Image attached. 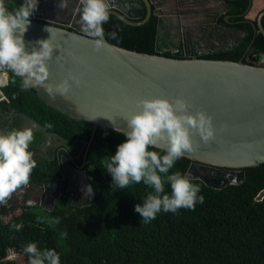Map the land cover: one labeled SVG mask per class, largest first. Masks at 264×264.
Returning <instances> with one entry per match:
<instances>
[{"label":"trees","instance_id":"trees-1","mask_svg":"<svg viewBox=\"0 0 264 264\" xmlns=\"http://www.w3.org/2000/svg\"><path fill=\"white\" fill-rule=\"evenodd\" d=\"M20 2L10 1L6 7L13 9ZM228 2L233 19L245 20L242 26L248 34L238 47L202 57L243 58L247 63L264 65V35L256 25L264 0H257L258 8L255 0ZM157 21L153 14L142 24H130L110 13L104 34L117 45L155 53ZM162 54L171 56L169 51ZM2 71L9 72L8 83L1 87L6 96L2 104L10 103L14 112L8 130L20 128L21 115L26 114L59 134L67 141L62 153L75 163L86 161L95 197L91 204L73 205L65 190L51 210L24 203L9 219L0 215V264H28L23 248L29 242L55 248L61 264H264V197L259 196L264 189V163L246 167L243 182L221 189L193 179L201 186L203 203H197L194 210L160 212L150 223L141 224L134 206L152 189L142 182L125 190L111 188V174L102 167L125 137L113 128L69 117L48 105L33 88H24L22 78L11 70ZM3 82L5 73L0 74ZM6 121L0 117V129ZM44 137L42 131H36L30 145L37 166L29 182L36 184L62 177L59 157L46 158L39 153ZM191 162L183 156L170 172L186 174ZM165 190L170 192V186L166 184ZM17 224L22 225L19 230ZM10 249L19 253V258L8 259Z\"/></svg>","mask_w":264,"mask_h":264},{"label":"water","instance_id":"water-1","mask_svg":"<svg viewBox=\"0 0 264 264\" xmlns=\"http://www.w3.org/2000/svg\"><path fill=\"white\" fill-rule=\"evenodd\" d=\"M187 0H110V13L130 24H142L154 13L158 16L155 53L129 49L109 41L104 34V43L97 47L94 38L81 31L74 19V28L65 27L66 18L56 20L46 17L43 21L36 10L31 18L24 39L30 42L48 38L53 43V57L48 61L50 75L43 85L30 86L45 102L57 110L79 121L102 125L113 129H127V118L140 110L144 98L167 97L173 102L183 97L188 102V111H205L213 118L216 129L214 138L201 139L192 129V150L183 156L192 160L186 175L200 179L206 185L221 189L229 184H239L245 180L246 167L264 163V65H253L239 60L200 57V53L183 51L185 36H194L190 28L180 23V13L174 8ZM227 4V0H223ZM139 6L141 12H136ZM81 3L73 5L71 11L80 13ZM219 14V12L217 13ZM262 11L258 25L264 34ZM143 18L135 21L134 19ZM246 34L247 32L244 31ZM169 51L171 56L162 54ZM58 56V57H57ZM7 83L9 72L6 71ZM74 77L70 91L65 94L49 92L47 84L55 86L60 81ZM6 99L0 87V100ZM11 105L7 103L6 111ZM46 139L59 134L34 118L22 114ZM13 119V118H12ZM11 119V122H12ZM36 130V131H37ZM162 147H167L162 144ZM64 166H69L64 161ZM82 182L86 190L80 191L91 204L95 197L92 184L86 172H82ZM60 186V184H59ZM88 186L93 191L87 192ZM43 185L29 183L19 187L4 203H0L3 214H8L16 205V197H26L29 191L35 196L49 190ZM58 196L60 187L57 188ZM259 196L264 197V189ZM54 201L52 200V203ZM28 204V202H27ZM33 204V203H32Z\"/></svg>","mask_w":264,"mask_h":264},{"label":"clouds","instance_id":"clouds-1","mask_svg":"<svg viewBox=\"0 0 264 264\" xmlns=\"http://www.w3.org/2000/svg\"><path fill=\"white\" fill-rule=\"evenodd\" d=\"M39 3L40 0H21L17 7L9 9L6 0H0V69H9L21 77L24 88L45 84L50 75L48 61L57 48L49 27L45 29L50 33L48 38L30 42V50L26 44L24 34ZM67 3L68 0H60L59 7L66 8ZM109 18L110 0H82L79 23L86 35L94 38L98 48L104 43V24ZM73 83H78L74 77L66 78L55 86L47 84V89L50 93L66 95ZM139 103L140 110L127 118V129H115L125 139L103 161L102 167L111 174V188L125 190L142 182L152 189L134 206L141 224H147L160 212L194 210L197 203L204 202L200 184L180 171L170 170L185 151L192 150V129L204 141L214 138L216 129L213 118L205 111L189 112L183 97H177L174 102L162 96L144 98ZM33 138L32 127L0 132V203L29 183L30 174L37 166L30 149ZM166 184L170 192L165 190ZM92 191L88 186L87 192ZM32 203L28 201L29 206ZM21 227L15 225L17 230ZM23 251L28 256V264H61L55 248H40L35 242H29Z\"/></svg>","mask_w":264,"mask_h":264},{"label":"flooded vegetation","instance_id":"flooded-vegetation-1","mask_svg":"<svg viewBox=\"0 0 264 264\" xmlns=\"http://www.w3.org/2000/svg\"><path fill=\"white\" fill-rule=\"evenodd\" d=\"M10 1L14 0H6V4H8ZM177 2L178 1H176V3ZM59 3L60 0H40L37 11L42 18L38 19L43 21L55 22V20H47L46 18H43V16L54 17L56 20L62 19V21H64L63 18H66L64 21L67 22L65 23V27L73 29L75 27L74 19H76L77 15H80V13L77 10H74V12L71 11V8L74 4L78 6L79 3H81V0H68L66 8H60ZM174 9L180 13L179 21L182 26H184L185 29L190 28L189 30H192L195 34V37L191 35L186 37L184 33L186 43H184L185 48H183L182 50H193L194 52L200 53V57L205 54H215L230 51L233 48L241 45L248 34L247 30L243 28V26L245 25V20H243V18L238 20L233 19V14L230 12L231 5L229 4L228 0L227 4L223 0H187L185 3H177ZM135 11L140 13V7L137 6L135 8ZM262 11H264V9H262L259 14ZM218 12L219 14H217ZM258 16L256 25L261 31L258 25ZM263 17L264 15L262 16V18ZM138 19L142 20L143 18ZM138 19L134 20L137 21ZM79 24V20L78 22L76 21L75 25L77 26ZM79 29L83 31L81 25ZM244 31H246L247 33L245 34ZM249 50L250 45L247 47V52ZM3 100H0V117L4 120H7L3 125L4 129L7 130L9 124L11 123V119L13 118L14 112L13 110H10V112L6 111L7 104H2ZM23 124L24 123H21L20 128L23 127ZM45 140L46 139L44 137V140L40 144L39 153L41 156H46V158L59 157L61 162L62 177L60 180H48L43 183H48L51 188L42 193V197L39 200V202L41 203L38 206L49 210L53 209L56 206L58 199L62 196V193L65 190L68 192V195L71 196V204L80 206L84 205L83 202L88 200V198L83 195L80 196L83 193L79 192V190H86L85 184L81 180L83 171H85L87 175V169L85 168L86 161H84L82 164H79L75 163L72 159H69L67 156H65L62 153V148L67 141L62 137H60V139L58 140V144H54L43 151V143ZM64 161H67L69 166H64ZM87 178L91 183V178H89L88 176ZM59 187L60 192L58 196L57 188ZM35 200L36 199L34 198V193L30 191L28 196L26 197H23L21 195L17 196L14 209L22 207L23 204H27L28 201L33 202ZM52 200L54 201L53 203ZM0 215H3V208L1 205Z\"/></svg>","mask_w":264,"mask_h":264},{"label":"crops","instance_id":"crops-1","mask_svg":"<svg viewBox=\"0 0 264 264\" xmlns=\"http://www.w3.org/2000/svg\"><path fill=\"white\" fill-rule=\"evenodd\" d=\"M22 123H24L23 124V127H35V129L33 130V132L35 133L36 132V130H37V128H36V126L34 125V124H32L31 122H29V120H26V119H23V122ZM23 127H21V128H23ZM9 130L7 129H4V130H2V129H0V132H8ZM38 131V130H37ZM61 137V136H60ZM60 137H58V136H55V135H52L50 138H48V139H46V136H45V141H44V143H43V147H44V149H43V151L44 150H46V149H48L49 147H51L52 145H54V144H51V141L55 138V139H60ZM65 140V139H64ZM56 144H58V143H56ZM33 193H34V191H32ZM43 193V192H42ZM37 196H35V193H34V198L36 199L35 201H33V206H36V205H39L41 202H39V200L41 199V197H42V194L41 193H39L38 194V197L39 198H36ZM28 205V204H27ZM16 209H21V207H19V208H16ZM16 209H14L13 211H15ZM13 211H10L8 214H10V213H12ZM4 215V214H3Z\"/></svg>","mask_w":264,"mask_h":264},{"label":"rangeland","instance_id":"rangeland-1","mask_svg":"<svg viewBox=\"0 0 264 264\" xmlns=\"http://www.w3.org/2000/svg\"><path fill=\"white\" fill-rule=\"evenodd\" d=\"M255 7L258 8L257 0H255ZM5 74H6V72H5ZM32 128H33V130L35 129V127H32ZM56 143H58V139H55V138H54V139L51 141V144H56ZM19 211H20V209H16L14 212H12V213H10V214H4V215H2V217H3L5 220H7V219H9L14 213L19 212ZM7 258H8V259H17V258H19V253H17L14 249H10Z\"/></svg>","mask_w":264,"mask_h":264},{"label":"built area","instance_id":"built-area-1","mask_svg":"<svg viewBox=\"0 0 264 264\" xmlns=\"http://www.w3.org/2000/svg\"><path fill=\"white\" fill-rule=\"evenodd\" d=\"M2 73H5V72H1L0 74H2ZM5 84H7V76H6V82L3 84H0V87L4 86Z\"/></svg>","mask_w":264,"mask_h":264},{"label":"bare ground","instance_id":"bare-ground-1","mask_svg":"<svg viewBox=\"0 0 264 264\" xmlns=\"http://www.w3.org/2000/svg\"><path fill=\"white\" fill-rule=\"evenodd\" d=\"M3 83H5V82H3ZM3 83H0V84H3Z\"/></svg>","mask_w":264,"mask_h":264}]
</instances>
